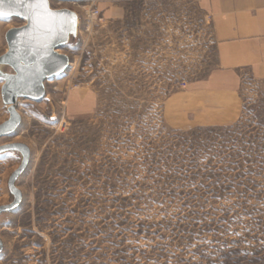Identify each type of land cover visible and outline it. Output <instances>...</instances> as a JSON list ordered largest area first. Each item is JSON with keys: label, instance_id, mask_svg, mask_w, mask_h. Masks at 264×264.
<instances>
[{"label": "rangeland", "instance_id": "1", "mask_svg": "<svg viewBox=\"0 0 264 264\" xmlns=\"http://www.w3.org/2000/svg\"><path fill=\"white\" fill-rule=\"evenodd\" d=\"M50 1L76 11L58 49L70 62L43 99L18 100L22 122L0 138L31 151L22 202L0 215V264H264V79L245 76L234 123L185 126L183 106L202 100L199 83L217 68L203 12L142 0L107 20ZM25 24L0 17V56ZM21 162L0 155V207Z\"/></svg>", "mask_w": 264, "mask_h": 264}, {"label": "crops", "instance_id": "2", "mask_svg": "<svg viewBox=\"0 0 264 264\" xmlns=\"http://www.w3.org/2000/svg\"><path fill=\"white\" fill-rule=\"evenodd\" d=\"M69 1L96 6L104 19L118 20L142 0ZM186 1L210 20L216 45L217 68L199 83L202 100L188 97L191 105L183 106L187 110L183 124L190 127L232 124L241 114L238 89L245 76L264 79V0ZM126 5L129 6L128 10ZM64 9L72 10L69 6ZM186 99L181 97L177 101Z\"/></svg>", "mask_w": 264, "mask_h": 264}, {"label": "water", "instance_id": "3", "mask_svg": "<svg viewBox=\"0 0 264 264\" xmlns=\"http://www.w3.org/2000/svg\"><path fill=\"white\" fill-rule=\"evenodd\" d=\"M44 3L46 8L43 5L35 6V0H0V11L5 13L0 17H17L26 21L24 26L6 33L8 51L0 56L1 95L9 112V119L0 125V138L15 133L22 122L16 108L18 100L43 99L46 79L64 73L69 66V57L59 53L58 49L69 41L76 13L70 9H53L49 0H44ZM36 16L42 20L40 25L35 23ZM71 17H74V23L69 30L62 26L61 21ZM4 67L11 68L12 72H4ZM10 151L19 152L22 162L9 179V190L14 200L0 207V215L15 210L21 204L23 195L16 182L26 170L31 157V151L24 143L0 146V155ZM2 250L0 240V253Z\"/></svg>", "mask_w": 264, "mask_h": 264}, {"label": "snow or ice", "instance_id": "4", "mask_svg": "<svg viewBox=\"0 0 264 264\" xmlns=\"http://www.w3.org/2000/svg\"><path fill=\"white\" fill-rule=\"evenodd\" d=\"M41 5H43L46 8V3H44V0H35V6H41ZM4 15L5 13L0 11V16H4ZM49 15H52V14H49ZM61 15H65V14H61ZM35 23L37 25H40L42 23V20L39 16L35 17ZM73 23H74V17L61 21L62 26L67 27L69 30H71Z\"/></svg>", "mask_w": 264, "mask_h": 264}, {"label": "built area", "instance_id": "5", "mask_svg": "<svg viewBox=\"0 0 264 264\" xmlns=\"http://www.w3.org/2000/svg\"><path fill=\"white\" fill-rule=\"evenodd\" d=\"M98 14H99V12H98L97 10H94V11H91V12H90L89 16H90L91 18H95V17L98 16Z\"/></svg>", "mask_w": 264, "mask_h": 264}, {"label": "bare ground", "instance_id": "6", "mask_svg": "<svg viewBox=\"0 0 264 264\" xmlns=\"http://www.w3.org/2000/svg\"><path fill=\"white\" fill-rule=\"evenodd\" d=\"M50 1V0H49ZM50 5H51V3H50ZM78 21V20H77Z\"/></svg>", "mask_w": 264, "mask_h": 264}]
</instances>
